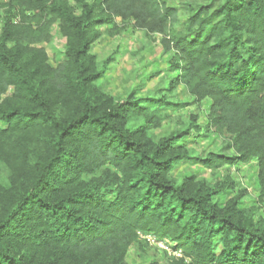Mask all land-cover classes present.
I'll return each instance as SVG.
<instances>
[{
    "label": "trees",
    "instance_id": "obj_1",
    "mask_svg": "<svg viewBox=\"0 0 264 264\" xmlns=\"http://www.w3.org/2000/svg\"><path fill=\"white\" fill-rule=\"evenodd\" d=\"M72 1L79 15L65 0H0V264H127L140 235L181 254L151 264H264V0H190L183 21L163 0ZM118 20L161 36L164 69L147 81L174 73L166 91L208 104L203 129L228 139L204 169L254 164L256 207L242 208L245 189L221 202L230 177L175 182L198 160L186 144L196 117L152 132L184 104L161 88L119 99L97 84L90 48ZM53 27L65 41L55 66Z\"/></svg>",
    "mask_w": 264,
    "mask_h": 264
},
{
    "label": "rangeland",
    "instance_id": "obj_2",
    "mask_svg": "<svg viewBox=\"0 0 264 264\" xmlns=\"http://www.w3.org/2000/svg\"><path fill=\"white\" fill-rule=\"evenodd\" d=\"M68 1L74 7L75 14L79 15V9L72 0ZM91 2V0H87ZM169 7L179 10L181 21L184 20L180 6L190 0H163ZM99 39L90 48V53L96 57L98 69L104 70L103 77L98 81V85L109 95L123 99L131 88L140 86L142 90L138 92L139 97H146V94L155 89L161 88L158 95H165L167 100L174 104H184L181 109H171V119L165 122L161 128L152 132L155 138L168 135L170 132L184 129L191 117H196L198 131H192V136L186 139V144L192 155L198 160L192 159L188 163H182L174 169L172 176L176 183L190 175L196 174L199 178L216 182L230 177L235 182V191L227 192L220 200L225 202L244 189L247 193L241 199L242 208L256 207L257 180L256 168L254 164L248 166L223 167L215 173L204 169L201 160L209 153H221L225 148L228 136L226 134H208L203 129L206 125V111L208 104L203 103L199 111L191 104L193 100L181 87L177 92H168L166 87L168 82L175 76L174 73H165L150 82L147 81L150 71L155 67H160L161 48L159 41L161 36H146L141 30L133 26L132 21L121 23L119 20L114 28L105 26L99 30ZM113 35L110 36L109 33ZM52 41L45 46L49 62L56 65L63 60L64 39L59 35L57 28L53 27ZM111 60V61H110ZM110 61L108 64L104 63ZM11 93L9 90L8 94ZM190 104V105H189ZM193 157V158H194ZM264 216V203L256 213L257 217ZM149 237V238H147ZM140 243L131 246L126 256L127 264H151L155 261L165 263L168 259H179V251L173 250V246L166 240L154 238V236H144L139 238Z\"/></svg>",
    "mask_w": 264,
    "mask_h": 264
},
{
    "label": "built area",
    "instance_id": "obj_3",
    "mask_svg": "<svg viewBox=\"0 0 264 264\" xmlns=\"http://www.w3.org/2000/svg\"><path fill=\"white\" fill-rule=\"evenodd\" d=\"M146 236H149V235H146ZM139 237H140V238H141V237L143 238L144 236H141V235H140ZM147 238H149V237H147ZM154 238H155V237H154Z\"/></svg>",
    "mask_w": 264,
    "mask_h": 264
}]
</instances>
